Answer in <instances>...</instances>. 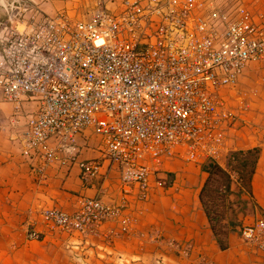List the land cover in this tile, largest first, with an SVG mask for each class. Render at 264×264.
<instances>
[{
	"label": "built area",
	"instance_id": "obj_1",
	"mask_svg": "<svg viewBox=\"0 0 264 264\" xmlns=\"http://www.w3.org/2000/svg\"><path fill=\"white\" fill-rule=\"evenodd\" d=\"M250 63L264 65V17L239 0H123L87 19L58 12L7 32L0 96L13 107L10 124L23 125V153L44 164L78 163L84 185L109 163L122 193L120 204L80 197L73 212L42 209L44 230L86 235L109 220L129 224L127 197L147 201L163 163H216L239 117L220 92L235 89ZM88 134L98 139L99 157L78 160V140L86 146ZM238 235L264 252L263 217ZM43 237L30 225L28 240Z\"/></svg>",
	"mask_w": 264,
	"mask_h": 264
},
{
	"label": "crops",
	"instance_id": "obj_2",
	"mask_svg": "<svg viewBox=\"0 0 264 264\" xmlns=\"http://www.w3.org/2000/svg\"><path fill=\"white\" fill-rule=\"evenodd\" d=\"M123 0H27L36 12L55 15L65 11L75 19H86L99 9L118 10ZM230 0H220L225 2ZM254 15L264 17V0H239ZM35 10V9H34ZM258 85L256 93L246 91L245 110L239 112V91L224 88L221 98L239 114L226 129L220 156L238 151L258 150L249 193L237 188L236 196L246 200L244 221L264 218V65L245 67L238 87ZM33 106L26 109L33 110ZM13 107L0 96V264H264V252L247 247L236 234L226 238L220 250L200 204V191L208 177L201 166L176 159L153 175L154 189L147 201L127 197L124 215L109 220L86 235L49 233L40 222L42 209L56 207L73 212L80 197L99 198L120 204L122 193L114 166L103 163L100 177L91 185L80 180L78 163L44 164L24 154L17 141L22 123L10 124ZM78 160L99 157L98 139L85 135ZM216 164L226 169V163ZM162 183L159 187L157 182ZM124 217V216H123ZM44 234L41 241L28 240L30 225ZM188 245L182 255L174 245Z\"/></svg>",
	"mask_w": 264,
	"mask_h": 264
},
{
	"label": "rangeland",
	"instance_id": "obj_3",
	"mask_svg": "<svg viewBox=\"0 0 264 264\" xmlns=\"http://www.w3.org/2000/svg\"><path fill=\"white\" fill-rule=\"evenodd\" d=\"M60 12H64L72 21L78 20L70 17L65 11ZM41 15L44 14H41L40 12L37 13L36 8L31 7L27 0H0V47L1 38L4 37L7 32H21L32 21L38 20ZM248 65L255 66L261 64L250 63ZM257 88L258 85L245 86L243 88H240L237 85L235 89L239 91L238 96L240 97L242 94H246L245 90H248L250 94L254 95ZM3 101L5 100L3 99ZM12 114L13 110L11 116ZM11 116L8 118V120H10ZM229 155L230 153L226 154L225 156H220L218 158V162L227 164ZM244 157L248 159L249 163L243 171V183L245 188L242 189L244 192H248L250 170L252 166L251 163L254 157ZM230 163V167L226 166V169H228L231 177L230 184H239L240 187L242 186L240 185L242 184V181L240 182L239 176L236 174L237 169H239L238 161H230ZM224 185L225 180L220 175H213L208 181V186L203 197L208 215L211 219V227L214 229L216 238L223 243L226 242V238L229 234H236L239 237L238 230L240 227L242 225L250 224L249 222L244 221L242 218V215H245L244 208L246 200H241L239 196H236L237 188L234 191H230L229 194H226L223 188Z\"/></svg>",
	"mask_w": 264,
	"mask_h": 264
},
{
	"label": "trees",
	"instance_id": "obj_4",
	"mask_svg": "<svg viewBox=\"0 0 264 264\" xmlns=\"http://www.w3.org/2000/svg\"><path fill=\"white\" fill-rule=\"evenodd\" d=\"M257 154H258V150H256V149L245 151V152L244 151H238V152L230 153L229 160H228V163L226 164V166L230 167V164H231L230 161H238L239 169H237L236 174L239 176L240 182L242 181V184H240L242 186H240L239 189L245 188V185L243 183V171L245 170V168L248 166V163H249L248 159L245 158L244 156L254 157L253 161L251 163V165H252L251 170H250V178H251V175H252L253 169H254V165L256 162ZM201 169L203 172H205L208 175V177H207V179H206V181H205V183H204V185L200 191V195H199L200 204L204 210V213H205L206 218H207L208 223H209L210 230H211V232H212V234L216 240V243L218 244L219 249L225 250L227 248V244H226V242L223 243L216 238V235L214 233V229H213V227H211V219L208 215L203 197H204L205 191H206L207 186H208V181L210 180V178L213 175H220L225 180V185L223 187L224 192L226 194H229V192H230V185L229 184H230V178L231 177H230L228 169H223L219 165H217L216 163H206V164L201 166ZM250 178H249V185H248V192L247 193H249V189H250Z\"/></svg>",
	"mask_w": 264,
	"mask_h": 264
}]
</instances>
